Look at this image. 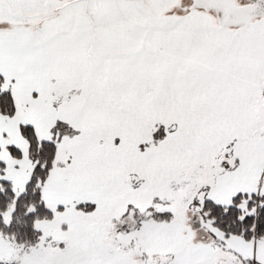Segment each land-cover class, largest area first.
<instances>
[{
  "label": "snow or ice",
  "instance_id": "snow-or-ice-1",
  "mask_svg": "<svg viewBox=\"0 0 264 264\" xmlns=\"http://www.w3.org/2000/svg\"><path fill=\"white\" fill-rule=\"evenodd\" d=\"M0 264H264V0H0Z\"/></svg>",
  "mask_w": 264,
  "mask_h": 264
}]
</instances>
